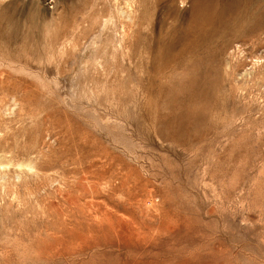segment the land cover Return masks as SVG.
<instances>
[{"label": "rangeland", "instance_id": "374dc122", "mask_svg": "<svg viewBox=\"0 0 264 264\" xmlns=\"http://www.w3.org/2000/svg\"><path fill=\"white\" fill-rule=\"evenodd\" d=\"M0 264H264V0H0Z\"/></svg>", "mask_w": 264, "mask_h": 264}]
</instances>
